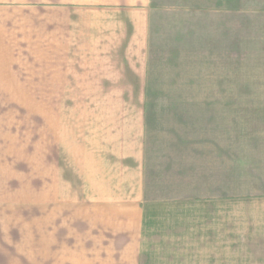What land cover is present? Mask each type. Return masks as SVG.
Returning a JSON list of instances; mask_svg holds the SVG:
<instances>
[{
	"label": "rangeland",
	"instance_id": "1",
	"mask_svg": "<svg viewBox=\"0 0 264 264\" xmlns=\"http://www.w3.org/2000/svg\"><path fill=\"white\" fill-rule=\"evenodd\" d=\"M171 4L152 31L147 95L51 93L62 89L50 64L32 56L0 69V264H129L114 254L125 240L83 210V147L88 162L129 114H143L157 166L206 152L213 139L234 161L229 234L204 222L194 239L177 222L153 224L133 264H264V0Z\"/></svg>",
	"mask_w": 264,
	"mask_h": 264
},
{
	"label": "crops",
	"instance_id": "2",
	"mask_svg": "<svg viewBox=\"0 0 264 264\" xmlns=\"http://www.w3.org/2000/svg\"><path fill=\"white\" fill-rule=\"evenodd\" d=\"M172 7L171 0H0V69L12 71L14 63L32 56L36 64H50L52 87L62 89L51 93L147 95L152 31ZM115 122L88 162L83 147L84 189L90 190L83 210L86 222H97L115 241L125 240L114 251L120 261L133 264L134 256L144 253L153 224L177 222L180 234L194 239L203 237L204 222L229 234V222H234L229 146L213 139L206 152L191 150L193 156L157 166L143 114ZM220 206L226 215L214 228Z\"/></svg>",
	"mask_w": 264,
	"mask_h": 264
}]
</instances>
